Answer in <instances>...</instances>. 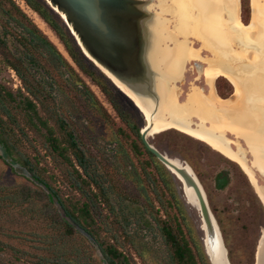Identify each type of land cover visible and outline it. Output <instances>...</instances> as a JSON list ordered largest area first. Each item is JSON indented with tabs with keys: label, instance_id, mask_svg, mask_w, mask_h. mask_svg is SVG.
Listing matches in <instances>:
<instances>
[{
	"label": "rangeland",
	"instance_id": "rangeland-1",
	"mask_svg": "<svg viewBox=\"0 0 264 264\" xmlns=\"http://www.w3.org/2000/svg\"><path fill=\"white\" fill-rule=\"evenodd\" d=\"M149 1L150 11L162 17L165 22V30L174 32L175 26L179 24L180 16L164 9L161 3L166 0ZM12 2L53 41L71 64L75 66L56 34L42 18L24 0H12ZM7 7L8 5L5 6V8ZM258 10L257 28L246 30L244 26L251 21L252 16L251 0H248V5L245 1L244 8L240 0L238 28L235 29L234 35H226L225 39L222 38V42L218 45L228 51L229 56H225V58L228 57L226 61L241 68L246 77L252 78L254 84L264 81V0H258ZM189 19L190 24H193L192 17ZM1 33H18V26L2 10H0ZM9 38L10 41L11 37ZM174 39L176 41L185 40L198 51L196 58H189L185 62L182 76L170 82L176 99L182 103L186 101L190 93L197 91L203 96L207 95L210 87L206 83L205 76L212 66L211 61L215 59L212 47L202 43L192 34L175 33ZM162 45L172 47L175 44L173 40L166 39ZM195 61L202 63L204 67L206 66L204 75L195 69L193 64ZM75 68L77 69L76 66ZM246 70L247 72H245ZM78 72L94 92L100 106H102L101 112L98 113L90 108L84 99L75 90L66 84L64 85L63 81V93H60L58 98L62 103L63 110L72 115V125L82 146L97 155L98 165L103 172V180L110 183L120 193L142 202L143 198L138 197L137 189L131 182L129 172L132 170L130 164L132 161L138 172L141 171L143 174L145 172V175H148L143 183L149 190V195L155 206L159 207L154 198V193L150 191L152 189L150 183L155 178L157 190L159 193L162 192L161 198L164 201L167 214L175 224L180 225L183 235L193 250L197 254L204 252L210 264L203 244L204 233L200 227L201 214L187 202L181 182L174 177L165 187L164 183L157 177L153 162L147 154L143 153L136 157L132 152L133 143L140 145L134 128L138 127L141 131L146 123L143 114L121 90L119 91L124 96L113 92L106 95L87 75L79 70ZM238 80L242 81L241 78ZM58 81L61 83V79ZM0 84L13 92L20 88L23 90L21 80L15 71L6 65L1 53ZM213 85L219 97L234 101L237 107L232 108L231 113L242 122L240 125L234 122L225 125V135L229 139L230 145L234 149L242 147L247 157L250 158L251 155L246 142L239 135L238 128L241 126L253 127L259 123V118L264 115V96L255 100L254 106L257 108L252 107L253 105L250 107L252 101L248 99V96L236 97L234 85L224 75H217ZM245 87L250 88L248 85ZM176 92H178L177 95ZM254 109L262 111V114L254 111ZM192 119L193 122L198 121L195 116ZM20 124H23L22 120H20ZM17 133H19L21 151L33 162H38V166H40L46 179L59 190L62 196H72L73 199L79 200V194L74 191L71 185V167L61 158L50 153L43 135L27 128L24 129V132L17 130ZM148 140L165 155L179 159V162L186 163L192 169L203 189L209 209L218 226L229 264H255L258 241L264 231V204L256 194L247 175L238 166L239 164L212 149L205 142L174 128L152 133L148 135ZM0 153H3L1 148ZM141 165L145 166L144 170L140 168ZM257 177L258 182L264 185V177L258 173ZM13 184L19 189L22 187L37 188V185L32 182L29 172L19 161L14 160L8 163L0 158V185L6 191ZM170 190L175 193L178 205L173 200L171 205L167 204V200L171 198ZM38 203L40 201L36 203V206L39 205ZM160 213L165 216L164 210H161ZM96 223H98L97 220ZM13 230L20 233L21 237H11L10 234H14ZM38 230L39 222H35L29 213H24L21 208L12 205L0 208V264H35L40 254L39 249L35 247L37 243L24 239V237L28 236L30 232ZM99 232L102 238L108 237L103 230ZM147 238H151L153 251L147 254L145 263L140 262L134 251L129 248L136 263L171 264L168 251L161 245L159 236L150 237L149 235ZM76 241L83 242L88 252L99 259V254L92 244L78 234Z\"/></svg>",
	"mask_w": 264,
	"mask_h": 264
},
{
	"label": "trees",
	"instance_id": "trees-1",
	"mask_svg": "<svg viewBox=\"0 0 264 264\" xmlns=\"http://www.w3.org/2000/svg\"><path fill=\"white\" fill-rule=\"evenodd\" d=\"M24 1L56 34L79 71L87 75L104 94L113 92L122 95L115 84L84 55L63 19L45 0ZM241 1L243 8L245 1L248 5V0ZM0 10L18 26L16 34H0V53L6 65L21 80L23 88L13 92L0 84V148L3 151L0 158L8 163L19 161L37 185L36 189H19L13 184L6 191L0 185V208L9 205L19 207L39 222V230L24 237L37 243L35 247L40 254L35 264H137L130 249L140 262L145 263L147 254L153 251L151 238H147L149 235L159 236L171 264H209L205 253L197 254L193 250L180 225L175 224L167 214L155 178L150 183V191L154 193L159 207L155 206L143 183L148 175L138 172L132 161L129 172L131 182L137 189L138 197L143 198L142 202L120 193L103 180L97 155L82 146L72 125L73 117L63 110L58 98L63 93V81L90 108L100 113L102 106L94 92L53 41L12 0H0ZM25 128L40 132L50 153L71 167V185L79 194V200L62 196L46 179L38 162H33L21 151L17 130L24 132ZM134 133L140 143L132 144L134 156L146 153L153 162L157 177L165 187L168 186L175 176L142 144L138 127L134 128ZM140 168L144 170L145 166ZM169 194L171 198L167 204L171 205L173 200L178 205L175 193L170 190ZM161 210L165 211V216L160 213ZM100 230L107 234L106 239L100 236ZM13 233L11 237H21L14 230ZM77 234L95 247L99 259L88 252L83 242L76 241Z\"/></svg>",
	"mask_w": 264,
	"mask_h": 264
},
{
	"label": "bare ground",
	"instance_id": "bare-ground-1",
	"mask_svg": "<svg viewBox=\"0 0 264 264\" xmlns=\"http://www.w3.org/2000/svg\"><path fill=\"white\" fill-rule=\"evenodd\" d=\"M161 4L167 12L179 15L180 21L179 24L175 26L174 32L165 30L161 25L160 27L157 26V36L154 41L153 49L151 50L152 62L155 67L169 79H178L181 77L185 62L189 58H196L198 56V51L194 47H191L185 40L176 41L174 39L175 33L192 34L202 43L212 47L211 49L215 56V59L212 58V66H210L205 76L206 83L210 87L209 93L205 96L201 95L199 91L190 93L186 101L180 103L175 97L174 89L168 86L167 82L160 80L159 92L162 100L161 107L157 115L151 117L150 111L144 107L134 92L108 72L104 71L105 74L109 76V79L115 86L121 90L143 114L146 121L145 128L150 122H154L153 129L150 131L149 135L165 129L174 128L205 142L212 149L219 151L239 164L254 186L256 194L264 204V196L262 195L259 182L256 181L244 160L238 155V152L232 151L228 147L229 140L225 135V125L229 122H234L238 125L242 123L231 113V109L237 106L234 101L219 97L213 85L214 78L217 75H224L234 85V94L236 97H241L243 95L248 96V99L252 101L250 107L252 105V107H256L254 106L255 100L264 96V81L263 83L260 81L254 84L252 78L246 77L241 68L226 61L228 57L225 58V56H229L228 51L218 46L219 43L222 42V38L225 39L226 35H234L235 29L238 28L237 21L239 18L240 0H166L162 1ZM251 8V21L244 26L246 30H254L257 28V17L259 14L258 0H251ZM191 17L193 19V24L189 22V18ZM163 38L173 40L175 45L172 47H161L160 41ZM245 72H247V70ZM202 75H204V70ZM239 78H241L242 81L238 80ZM245 85H248L250 88L248 89ZM254 111L258 113L262 112L257 109H254ZM194 116L198 119L196 123H194L192 119ZM143 129L144 128H142V130ZM238 131L239 135L242 136L243 140L246 142L247 149L251 155L250 163L252 164V168L263 175L264 115L262 118H259V123L255 126H241L238 128ZM176 178L181 182L184 188L187 202L200 212V207L194 192L187 188L180 176ZM200 227L204 233L203 244L205 250H207L209 256H211L212 254L207 240V230L202 220V215Z\"/></svg>",
	"mask_w": 264,
	"mask_h": 264
},
{
	"label": "water",
	"instance_id": "water-1",
	"mask_svg": "<svg viewBox=\"0 0 264 264\" xmlns=\"http://www.w3.org/2000/svg\"><path fill=\"white\" fill-rule=\"evenodd\" d=\"M63 19L84 55L104 74L108 72L138 96L151 117L157 115L161 107L159 81H171L160 72L151 59V50L157 36V26L165 29V22L157 13L150 11L149 0H45ZM167 38H163L162 42ZM156 43V42H155ZM164 44V43H163ZM198 73L204 66L193 62ZM106 75V74H105ZM107 76V75H106ZM109 78V76H107ZM178 92H176V95ZM196 123V122H194ZM140 131L142 144L176 177L180 176L187 188L191 189L198 201L202 220L207 230V240L211 250L210 264H229L226 248L218 226L209 209L203 189L186 163L169 157L159 151L148 140L154 122ZM229 140V139H228ZM228 147L244 160L246 166L258 182L257 171L252 168L250 158L242 148ZM183 162V161H182ZM259 175L264 177V174ZM264 196V185L259 183ZM264 264V231L256 251V263Z\"/></svg>",
	"mask_w": 264,
	"mask_h": 264
}]
</instances>
